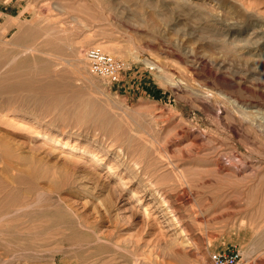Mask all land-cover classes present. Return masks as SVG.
<instances>
[{
  "label": "rangeland",
  "instance_id": "1",
  "mask_svg": "<svg viewBox=\"0 0 264 264\" xmlns=\"http://www.w3.org/2000/svg\"><path fill=\"white\" fill-rule=\"evenodd\" d=\"M233 249L264 264V0H0V264Z\"/></svg>",
  "mask_w": 264,
  "mask_h": 264
},
{
  "label": "built area",
  "instance_id": "2",
  "mask_svg": "<svg viewBox=\"0 0 264 264\" xmlns=\"http://www.w3.org/2000/svg\"><path fill=\"white\" fill-rule=\"evenodd\" d=\"M85 58L92 74L105 78L111 83L122 81L121 76L125 73V63L106 53L98 46L86 50ZM241 259L239 249L212 253L207 260L199 264H238Z\"/></svg>",
  "mask_w": 264,
  "mask_h": 264
},
{
  "label": "bare ground",
  "instance_id": "3",
  "mask_svg": "<svg viewBox=\"0 0 264 264\" xmlns=\"http://www.w3.org/2000/svg\"><path fill=\"white\" fill-rule=\"evenodd\" d=\"M195 144H196V143H195ZM195 144H194V145H195ZM192 145H193V144H192ZM195 146H197V145H195ZM193 147H194V146H193ZM121 152H122V151H121ZM117 155H118V154H117ZM125 155H126V154H125ZM118 156H119V155H118ZM122 156H123V155H122ZM122 162H124V161L122 160ZM130 162H131V161H130ZM128 170H129V168H128ZM144 170H147V169L145 168ZM142 171H143V170H142ZM177 172H179V171H177ZM177 172H176V173H177ZM191 173H192V172H191ZM144 174H146V173H144ZM180 174H181V173H179V175H180ZM141 175H142V174H141ZM184 175H185V174H184ZM184 175L181 174V176H184ZM192 175H194V174H192ZM192 175H191V176H192ZM196 175H197V174H196ZM198 175H199V174H198ZM149 176H150V175H149ZM177 176H178V175H177ZM177 176H176V177H177ZM188 176H189V175H188ZM176 177H175V178H176ZM179 177H180V176H179ZM179 177H178V178H179ZM203 177H204V176H203ZM167 178H168V177H167ZM178 178H177V180H178ZM181 178H183V177H181ZM184 178H186V176H184ZM179 179H180V178H179ZM147 180H148V179H147ZM160 180H161V178H160L158 181H160ZM165 180H166V179H165ZM169 180H170V179H169ZM169 180H168V182L166 181V183L169 184ZM180 180H181V179H180ZM162 181H163V180H161L160 182H162ZM171 181H172V180H171ZM175 181H176V180H175ZM178 181H179V180H178ZM180 182H181V181H180ZM143 183H144V181H143ZM143 183H142V184H143ZM173 183H174V182H173ZM140 184H141V183H140ZM143 185H145V184H143ZM172 185H173V184H172ZM169 186H170V185H169ZM148 187H149V186H148ZM155 187H156V185H155ZM146 188H147V187H146ZM146 188H145V189H146ZM157 188H158V187H157ZM149 189H150V188H149ZM153 190H154V189H153ZM155 190H156V189H155ZM144 191H145V190H144ZM160 191H164V190H160ZM145 192H146V191H145ZM167 192H168V191H167ZM167 192H166V193H167ZM156 193H158V192H156ZM168 194H169V193H167L166 195L168 196ZM159 195H162V194H159ZM164 196H165V195H164ZM164 196H163V197H164ZM173 196H174V195H173ZM152 197H154V196H152ZM159 197H160V196H159ZM171 197H172V196H171ZM182 197H183V196H182ZM173 198H174V197H173ZM156 199H157V198H156ZM156 199H155V200H156ZM177 199H179V198H177ZM168 200H170V198H168ZM162 201H163V199L161 200V202H162ZM166 201H167V200H166ZM176 201H178V200H176ZM164 202H165V201H164ZM159 203H160V202H159ZM168 203H169V204H168V206H169V205H170L171 203H173V202L170 203V202L168 201ZM180 206H181V205H180ZM180 206H179V207H180ZM181 207H182V206H181ZM160 208H161V207H160ZM173 209H174V208H173ZM169 210H170V209H169ZM175 210L179 211V208H178V209L175 208ZM175 210H173V211H171V212H169V213H170V214L172 213V214H173V217H176V218H177V216L174 214ZM161 211H162V210H161ZM162 213H163V212H162ZM164 213H165V212H164ZM176 213H177V212H176ZM165 214H166V213H165ZM165 214H163V215L165 216ZM179 214H180V212H179ZM166 215H168V214H166ZM180 217H181V216H179V219H180ZM173 219H174V218H173ZM173 219L171 218V219H169V220H173ZM175 220H176V219H175ZM180 221H181V220H180ZM180 221H179V222H180ZM168 222H169V221H168ZM170 222H171V221H170ZM185 225H186V224H185ZM173 226H174V225H173ZM177 227H178V226H177ZM179 228H180V226H179ZM181 228H182V227H181ZM186 228H187V227H186ZM186 228H185V229H186ZM176 229H177V228H176ZM187 229H188V228H187ZM188 231H189V230H188ZM181 232H182V231H181ZM179 234H180V233H179ZM182 234H183V232H182Z\"/></svg>",
  "mask_w": 264,
  "mask_h": 264
}]
</instances>
